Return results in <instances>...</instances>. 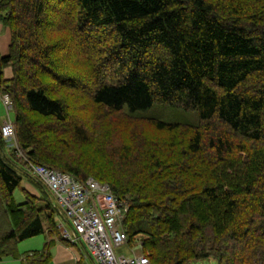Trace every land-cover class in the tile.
I'll use <instances>...</instances> for the list:
<instances>
[{
  "label": "trees",
  "instance_id": "trees-1",
  "mask_svg": "<svg viewBox=\"0 0 264 264\" xmlns=\"http://www.w3.org/2000/svg\"><path fill=\"white\" fill-rule=\"evenodd\" d=\"M51 1L0 0V23L10 32L8 53L0 56V93L11 99L28 159L108 183L128 208L122 221L128 244L138 239L150 264L209 256L217 264H264V0H58L60 10L66 7L60 30L73 28L81 47L97 53L83 63L92 102L130 114L165 104L198 115L197 125L153 120L167 137L137 151H107L115 165L102 171L72 163L57 148L91 140L63 100L48 93L49 81L77 84L57 72L52 50L59 46L45 42ZM29 113L46 121L36 123ZM49 133L72 142L49 141ZM14 157L0 132V260L47 264L60 233L55 207L37 180L44 196L23 190L16 202L23 176ZM38 235L45 236L40 249L16 250Z\"/></svg>",
  "mask_w": 264,
  "mask_h": 264
},
{
  "label": "rangeland",
  "instance_id": "rangeland-1",
  "mask_svg": "<svg viewBox=\"0 0 264 264\" xmlns=\"http://www.w3.org/2000/svg\"><path fill=\"white\" fill-rule=\"evenodd\" d=\"M50 9L47 10L46 20L48 21L46 27H43L45 42L57 44L59 48L52 50V56H58L57 62L60 66L58 73L68 74L74 76V83H77L76 87H69L68 85L58 84L55 82H48V93L53 97H58L65 103V108L70 119L77 121L87 131L91 144H83L78 146L77 144H71V150L65 151L62 143L57 145V148L61 149V152L70 157V161L74 164L81 163L86 170H106L107 167L115 165L113 158L108 159L107 151L119 150L122 147H129L131 151H137L141 148H146L154 144L155 142L163 141L167 135L164 132H158L153 125V120H162L164 122H177L182 121L197 125L199 122L197 112L195 110H184L182 108H175L165 104H154L150 108L138 113L130 114L126 110L110 111L102 106H99L92 102L90 93L91 85H89L87 75L85 73V61H95V52L88 49V47L82 48L81 37L77 36V32L73 28H69L66 31L60 30L61 21H59L64 15L66 7L61 9V4L58 0H52ZM60 10V11H59ZM62 12V13H60ZM111 34H108L110 37ZM108 38V37H107ZM81 50L82 52L77 53ZM60 54V55H59ZM85 54L91 57H86ZM6 55V54H5ZM111 59L105 61V66H109V63H113ZM108 64V65H107ZM53 85L51 87L50 85ZM1 94V93H0ZM1 98V97H0ZM11 100V99H10ZM9 116L14 125V113L12 110V104L7 108L3 105L0 99V121ZM30 119L40 122L41 125L46 120L38 118L33 113H29ZM39 123V124H40ZM41 125H37L39 130ZM36 128V127H35ZM15 131V126H14ZM64 139L67 143H71V139L68 135H59L55 133H49L45 139L51 141L53 139ZM154 141V143H152ZM15 143L17 148L22 150L15 134ZM62 146V148H61ZM116 147V148H115ZM14 149V147L12 146ZM151 148V147H150ZM64 150V152H63ZM104 150V153H103ZM106 150V151H105ZM15 152V151H14ZM110 154V152H109ZM15 153V159H17L16 167L19 169L23 178L20 187H18L14 193V199L16 202H22L25 198V190L29 194L38 196H44V192L37 184L30 174L29 164L23 165L22 160ZM20 158V159H19ZM108 160V161H107ZM21 166H23L22 169ZM91 171V170H90ZM93 177V176H89ZM88 178V177H87ZM41 185V184H40ZM23 187V189H22ZM37 205L43 206L45 201L39 200ZM44 236L38 235L25 240L20 241L16 245V250L24 254L28 250L36 249V245L42 243ZM133 244H126L120 249H115L117 254H124L126 256H132L134 253H140L139 240ZM39 247V246H38ZM42 247V246H41ZM5 264V263H2ZM189 264H217L216 258L213 256L206 257L202 260L191 261Z\"/></svg>",
  "mask_w": 264,
  "mask_h": 264
},
{
  "label": "built area",
  "instance_id": "built-area-1",
  "mask_svg": "<svg viewBox=\"0 0 264 264\" xmlns=\"http://www.w3.org/2000/svg\"><path fill=\"white\" fill-rule=\"evenodd\" d=\"M0 97L7 108L11 104L9 95L2 93ZM0 132L14 147L16 155L29 164L31 175L48 190L64 239L83 242L94 264H150L141 252L132 256L115 252L128 244L122 228L128 208L125 201L112 193L108 183L93 177L78 180L67 172L31 162L24 151L17 148L9 116L2 120Z\"/></svg>",
  "mask_w": 264,
  "mask_h": 264
},
{
  "label": "crops",
  "instance_id": "crops-1",
  "mask_svg": "<svg viewBox=\"0 0 264 264\" xmlns=\"http://www.w3.org/2000/svg\"><path fill=\"white\" fill-rule=\"evenodd\" d=\"M10 44V32L8 27L0 23V56L8 53ZM3 75L10 76L9 67H4ZM44 236V235H43ZM53 245L51 246V258L47 264H94L92 258L87 252V248L83 242H71L64 239L59 233L58 237H54ZM45 242V236L36 249H40ZM39 246V247H38ZM34 250V249H32ZM20 264V260L6 258L0 260V264Z\"/></svg>",
  "mask_w": 264,
  "mask_h": 264
}]
</instances>
